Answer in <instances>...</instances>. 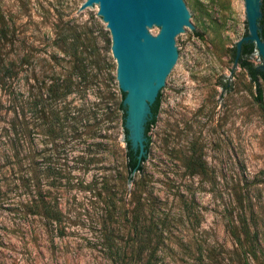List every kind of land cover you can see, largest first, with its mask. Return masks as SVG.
Here are the masks:
<instances>
[{
    "label": "rangeland",
    "instance_id": "rangeland-1",
    "mask_svg": "<svg viewBox=\"0 0 264 264\" xmlns=\"http://www.w3.org/2000/svg\"><path fill=\"white\" fill-rule=\"evenodd\" d=\"M83 1L0 0V264H264V113L232 61L243 0H186L198 33L137 175Z\"/></svg>",
    "mask_w": 264,
    "mask_h": 264
},
{
    "label": "water",
    "instance_id": "water-1",
    "mask_svg": "<svg viewBox=\"0 0 264 264\" xmlns=\"http://www.w3.org/2000/svg\"><path fill=\"white\" fill-rule=\"evenodd\" d=\"M97 8L110 37L117 87L123 93V128L134 155L129 174L136 173L145 155L150 126L160 122L156 106L180 67L178 40L192 27L186 0H84L79 9ZM246 32L234 43L233 65L238 72L254 48L263 64L252 79L264 81V0H243ZM244 43V44H243ZM243 44V45H242Z\"/></svg>",
    "mask_w": 264,
    "mask_h": 264
},
{
    "label": "trees",
    "instance_id": "trees-1",
    "mask_svg": "<svg viewBox=\"0 0 264 264\" xmlns=\"http://www.w3.org/2000/svg\"><path fill=\"white\" fill-rule=\"evenodd\" d=\"M261 26H262V34H263V40H264V24L261 25ZM253 51H254V48L251 49V50H249V51H247V52H245V54L247 55V58L245 59L243 65L241 67L246 71V73H247V75L249 77V80L254 85L255 94H254V97L253 98H254L256 104L258 105V107L264 113L263 91H262V87H261V86H264V81H261V82L256 83L252 79L254 76H256L257 74H259L260 72H262L263 69L259 68L257 65H253L248 60V57L253 53ZM233 54H234V47H233L232 56H233ZM237 64H238V61H237ZM122 97H123V93L121 92V99H122ZM159 102H158V104L156 106L157 112H158ZM119 109L121 110V122L123 124L124 109L121 106V101L119 103ZM122 130H123V141H124V148H125V151H124V155H125V166H126L127 172H130L131 169H132V166H131L130 162L134 159V155H133L132 151L129 149L128 142H127V140L125 138V130L123 128V125H122ZM148 145H149V136H147V139H146V143H145L146 152H145V155L141 158L138 171L141 168L142 162L145 160V157H146V154H147V150H148ZM244 264H248V263L245 261Z\"/></svg>",
    "mask_w": 264,
    "mask_h": 264
}]
</instances>
